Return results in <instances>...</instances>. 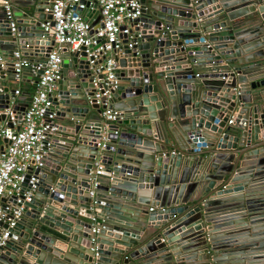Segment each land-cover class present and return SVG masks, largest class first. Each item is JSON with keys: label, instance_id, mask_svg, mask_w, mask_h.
Masks as SVG:
<instances>
[{"label": "water", "instance_id": "water-1", "mask_svg": "<svg viewBox=\"0 0 264 264\" xmlns=\"http://www.w3.org/2000/svg\"><path fill=\"white\" fill-rule=\"evenodd\" d=\"M13 1V33L0 8V58L45 57L52 0ZM140 3L107 97L115 120L93 98L99 61L83 46L62 54L50 97L61 125L26 172L22 186L33 174L36 188L0 264H264V0ZM12 97L0 89V121Z\"/></svg>", "mask_w": 264, "mask_h": 264}, {"label": "built area", "instance_id": "built-area-1", "mask_svg": "<svg viewBox=\"0 0 264 264\" xmlns=\"http://www.w3.org/2000/svg\"><path fill=\"white\" fill-rule=\"evenodd\" d=\"M11 33L15 31L11 0H0ZM97 10V20L84 19L83 11ZM51 18L41 23L42 31L53 44L44 61H32L20 51L12 52L13 78L19 79L24 70L35 76L34 91L18 117L12 110L14 97L4 109V120L0 121V137L8 141L0 148V245L10 236L11 228L20 219L24 202L30 201L36 188V177L29 174L26 186L22 183L29 167L40 166V159L50 148L52 135L57 130L53 122L55 112L50 109V97L55 93L61 78L62 54H72L81 46L90 63L99 61L94 69L101 74V83L93 93L96 103L105 105L101 117L111 122L118 111L107 107L109 91L118 84L116 70L121 54L122 40L131 46L133 20L141 13L140 0H52L47 8ZM6 68L0 58V69ZM40 71V72H38ZM96 85V84H95ZM14 95L17 90L13 91ZM228 119L227 123H231ZM9 124L10 126H8ZM106 140L102 136L99 146ZM95 162L91 182L96 183L102 165ZM91 233L97 232L99 221L91 216Z\"/></svg>", "mask_w": 264, "mask_h": 264}, {"label": "crops", "instance_id": "crops-1", "mask_svg": "<svg viewBox=\"0 0 264 264\" xmlns=\"http://www.w3.org/2000/svg\"><path fill=\"white\" fill-rule=\"evenodd\" d=\"M15 1L11 0V6H12V10L14 9ZM1 8V5H0ZM94 18H97V15L94 16ZM14 50L20 51L23 54V51L19 48H15ZM31 50H27V52H30ZM12 55V54H11ZM25 55L27 58H29L32 61H44L45 57L44 56H38V55H28V54H23ZM12 57L8 56V55H4L1 56V61L2 62H11ZM202 70L198 69L195 70V72L200 73ZM35 79L36 77L31 75L27 70L23 71V74L21 75V77L19 79H15L13 77L7 79L6 77L0 79V89H2L3 87H7L8 89H12L13 91L17 90V93L14 95V105L18 106V107H26L27 103H28V97H30V95L33 93L34 91V83H35ZM229 119H233V116H231ZM53 122L55 123V125L57 126V130L59 129L58 127H60L61 122L58 119L53 120ZM57 130L54 132L57 133ZM53 134V135H54ZM4 138L0 137V147L3 146L5 143L3 142ZM204 149V148H202ZM98 160V158H97ZM99 165L101 163H98ZM102 165V164H101ZM103 168V166H102ZM238 169H242L240 167H238ZM94 171V170H93ZM93 173V172H92ZM102 175H97L96 177V181H98L99 179H101ZM246 177H249L248 175H246ZM264 209V208H263ZM260 217V221L258 224L263 225L264 224V210L263 213H261ZM157 263V262H156ZM156 263H151V264H156Z\"/></svg>", "mask_w": 264, "mask_h": 264}]
</instances>
